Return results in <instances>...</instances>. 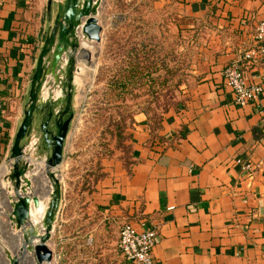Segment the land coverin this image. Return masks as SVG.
<instances>
[{
  "label": "crops",
  "instance_id": "1",
  "mask_svg": "<svg viewBox=\"0 0 264 264\" xmlns=\"http://www.w3.org/2000/svg\"><path fill=\"white\" fill-rule=\"evenodd\" d=\"M62 1L55 0V9ZM169 2L203 33L187 101L156 124L145 112L133 113L122 138L126 152L116 147L111 157L100 158L92 193L84 191L78 198L70 194L75 117L60 164L63 197L52 239L63 240L64 251L56 249V257L62 254L71 262L75 253L87 251L91 239L102 253L111 254L106 255L111 261L122 264L120 227L130 221L138 230L156 228L153 255L158 264H264V60L248 56L257 45L264 0H155V5L165 8ZM47 4L0 0V109L6 110L0 118V219L3 193H14L8 159L44 42ZM114 17L110 31L130 23L129 8ZM103 27L100 42L82 45L90 64L77 61L75 106L87 94L97 56L102 73L105 62L123 56L116 47L106 53L109 30ZM233 59L247 79L263 84L257 102H234L222 72ZM38 153L42 157L33 160L35 169L27 173L32 179L27 190L41 195L43 206L51 182L44 171L46 153ZM239 157L253 169L245 170L236 162ZM77 202L78 209L73 207ZM9 224L13 228L10 219ZM13 233L22 244L19 232Z\"/></svg>",
  "mask_w": 264,
  "mask_h": 264
},
{
  "label": "rangeland",
  "instance_id": "2",
  "mask_svg": "<svg viewBox=\"0 0 264 264\" xmlns=\"http://www.w3.org/2000/svg\"><path fill=\"white\" fill-rule=\"evenodd\" d=\"M128 8L132 19L129 25L123 24L117 36L128 37L130 48L133 41L137 45L138 51L135 49L132 59L133 75L123 85L122 61L105 62L102 73L98 69L101 57L97 56V67L88 84L87 94L75 106L78 121L71 147V155L76 159L70 191L73 197L78 198L84 191L92 193L93 181L101 173L100 158L111 157L116 147L126 152L122 138L128 123L131 125L133 113L145 112L156 124L167 111L184 106L188 98L187 88L196 79L192 64L203 33L200 27L192 25V18L179 14L170 2L168 7L159 8L155 0H103L99 8L100 21L110 31L114 16ZM85 169H88L87 175ZM45 197L48 201L47 194ZM46 207L47 202L44 201L43 206L41 203V207L33 211L34 220L38 218L36 222L42 219ZM73 207L78 209V202ZM10 208L9 197L3 193L0 264H10L7 251L18 253L21 246L19 235L13 233L19 231L9 224ZM50 242L54 252L56 249L64 251L60 238L57 237L56 243L54 239ZM91 244L90 239L87 251L75 253L71 262L69 258L64 259L63 255L56 257L55 254L54 264H118L106 256L108 254L111 258L110 253H102L100 246ZM28 252L27 255L30 254ZM27 257L23 264H36L33 258Z\"/></svg>",
  "mask_w": 264,
  "mask_h": 264
},
{
  "label": "water",
  "instance_id": "3",
  "mask_svg": "<svg viewBox=\"0 0 264 264\" xmlns=\"http://www.w3.org/2000/svg\"><path fill=\"white\" fill-rule=\"evenodd\" d=\"M102 2L63 0L55 9V0H48L47 30L33 73L28 103L11 150L13 168L9 177L14 180V193L9 195L11 209L8 216L13 229L19 230L22 244L18 253L7 251L10 264H23L27 251L34 252L37 264H54L55 252L49 240L54 236L62 204L60 164L76 115L74 97L77 68L90 64V60L84 59L86 50L82 45L89 41L100 42L103 38L104 27L99 18ZM78 59L81 63L79 67ZM58 69L63 73L61 94L56 99L51 94L44 97V85L59 80ZM47 74H52L53 78L46 82ZM33 134L38 137L35 160L42 157L39 150L46 153L44 171L51 182L47 207L39 222L34 221L32 209L40 207L42 196L27 190L32 186V179L27 173L33 171L35 165L29 159H24V147Z\"/></svg>",
  "mask_w": 264,
  "mask_h": 264
},
{
  "label": "built area",
  "instance_id": "4",
  "mask_svg": "<svg viewBox=\"0 0 264 264\" xmlns=\"http://www.w3.org/2000/svg\"><path fill=\"white\" fill-rule=\"evenodd\" d=\"M255 38L257 40L256 47L248 53V56H255L264 60V19L260 20L255 29ZM223 76L226 82L231 86L233 91V99L237 104H245L249 102H257L263 91V84L251 81L244 75L241 64L237 59L230 60L223 67ZM59 80L50 85H44V97L50 94L54 99L61 94V83L63 73L58 69ZM46 82L49 78H53L52 74H47ZM54 80V79H53ZM45 82V83H46ZM6 115L5 108L0 109V118ZM38 137L33 134L26 143L24 150L26 152L24 159L34 162L36 159L35 150L37 149ZM236 162L241 164L245 170H252L253 166L250 162H246L243 158H236ZM9 167L7 177L13 168L12 159H8ZM47 202V201H46ZM11 209V208H10ZM157 230L154 227H148L138 230L132 222L125 221L120 227L119 247L123 254V264H158L153 255V247L156 242Z\"/></svg>",
  "mask_w": 264,
  "mask_h": 264
},
{
  "label": "trees",
  "instance_id": "5",
  "mask_svg": "<svg viewBox=\"0 0 264 264\" xmlns=\"http://www.w3.org/2000/svg\"><path fill=\"white\" fill-rule=\"evenodd\" d=\"M127 19H128V17L125 18V22L127 21ZM131 19H132V17H131ZM117 32H118V30H116V29L109 31V35H108L109 45L107 46L106 53H109V54L114 53V49L116 47L123 54V56L116 57L115 61H117V62L119 60L122 61V66H123L122 71H124L123 72L124 80H121V82L123 85H125L128 82V79H130L133 75L134 66H132V59L135 56V53H134L135 49L137 51H138V49H137V45L134 44V41L132 42V46L130 48V39L128 37L127 38H121V37L117 36ZM127 40H128V44H127ZM115 42H118V44L115 45ZM110 60H112V58ZM124 61H125V64L123 65ZM105 67H106V65H105ZM148 117L151 118V120H152V117L150 115H148ZM161 118H160V120H161ZM160 120H158V121H160ZM61 256H62V254H61Z\"/></svg>",
  "mask_w": 264,
  "mask_h": 264
},
{
  "label": "bare ground",
  "instance_id": "6",
  "mask_svg": "<svg viewBox=\"0 0 264 264\" xmlns=\"http://www.w3.org/2000/svg\"><path fill=\"white\" fill-rule=\"evenodd\" d=\"M34 168H35V167H34ZM41 203H42V201H41ZM40 207H41V205H40ZM40 207H38V208H33V209H34V210H35V209H39ZM33 209H32V210H33ZM32 216H33V215H32ZM40 218H41V215L39 216V219H40ZM36 219L38 220V218H36ZM36 219H35L34 221H36ZM29 252H30V254H31L32 251H29ZM29 252H28V253H29ZM30 254H28V255L26 254L25 259H24L23 261H26V259H28L27 256H29L30 258H33V260L36 261V258H35V255H34V252H32L31 255H30ZM36 264H37V261H36Z\"/></svg>",
  "mask_w": 264,
  "mask_h": 264
}]
</instances>
